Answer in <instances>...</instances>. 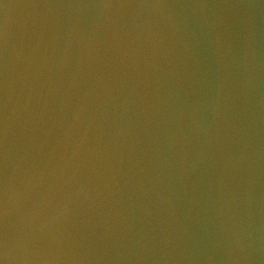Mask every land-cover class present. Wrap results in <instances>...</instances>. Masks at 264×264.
<instances>
[{"label":"water","instance_id":"water-1","mask_svg":"<svg viewBox=\"0 0 264 264\" xmlns=\"http://www.w3.org/2000/svg\"><path fill=\"white\" fill-rule=\"evenodd\" d=\"M0 264H264V0H0Z\"/></svg>","mask_w":264,"mask_h":264}]
</instances>
